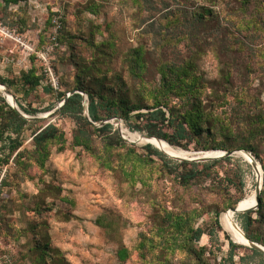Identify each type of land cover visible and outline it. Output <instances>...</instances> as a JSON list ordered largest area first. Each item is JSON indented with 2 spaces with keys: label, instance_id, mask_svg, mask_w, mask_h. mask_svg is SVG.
<instances>
[{
  "label": "rangeland",
  "instance_id": "1",
  "mask_svg": "<svg viewBox=\"0 0 264 264\" xmlns=\"http://www.w3.org/2000/svg\"><path fill=\"white\" fill-rule=\"evenodd\" d=\"M202 4L213 8L217 19L207 22L192 37H187V31L183 36L179 24L171 27L187 9L194 10ZM51 16L54 22L49 23ZM60 30L70 34L72 43L54 41ZM108 42L116 44L118 54L106 59L100 50L109 52L102 46ZM139 47L149 52L146 81L151 85L160 80L159 63H179L191 57L205 80L222 83L221 71L231 74L233 85L229 91L220 86L216 88L215 98L210 92L201 98L206 107L223 118L224 126H229L230 121L233 134L227 141L230 146L244 142L255 148L254 154L259 159L246 152L262 168L264 190V0H29L11 7L0 0V78L15 82L33 68L38 74L46 75L43 86L29 97H25L20 87L15 86L11 91L5 88L13 96L15 93L24 107L39 110L33 117L37 119L31 120L38 122L36 128L56 124L68 141L61 153L53 148L44 168L33 165L24 171L14 162L0 166V169L8 166L0 187L1 263L145 264L136 251L137 246L142 235L156 236L165 212L195 213L193 226L215 228L217 237L212 240L204 235L198 243L207 248L210 264H231L230 241L248 247L235 242L224 224L225 214L232 210L229 207L256 193L258 185L260 175L239 154L242 151H233L235 154L229 162H192L199 164V169L207 164V174L184 188L159 157L151 158L154 164L135 168L137 173L131 178L121 171L102 167L83 149L73 147L76 123L55 110L62 104L57 94L75 84L79 72L75 64L96 62L98 70L93 72L94 77H105L109 84L120 78L131 89H138V83L128 76L125 58ZM46 49L51 50L47 59L53 76L46 72V63L38 57ZM48 84L53 86L54 93H45L44 86ZM226 95L228 101L224 102ZM0 97L6 98L1 89ZM54 104L56 109L46 111ZM116 121L131 131L120 118L94 125L99 128L102 124H112L118 132L123 131ZM260 124L262 129L255 134L245 131L246 126ZM223 132L217 133L219 141L224 139ZM23 141L22 151L34 150L32 131L25 132ZM126 143V148L113 152L114 166L130 150L148 155L145 147L149 144L130 140ZM196 146L193 142L187 151L196 154L195 157L203 153L195 151ZM96 147L102 149L101 140H96ZM167 157L173 160L171 167L184 162ZM241 214L237 213L234 220L242 229ZM217 218L219 226H216ZM98 220L102 225H98ZM40 244L49 246L45 262L40 258ZM124 248L131 252L127 262H121L118 257ZM235 253L236 263L249 254L243 248ZM187 257L181 251H157L155 256H149V261L189 264Z\"/></svg>",
  "mask_w": 264,
  "mask_h": 264
},
{
  "label": "trees",
  "instance_id": "2",
  "mask_svg": "<svg viewBox=\"0 0 264 264\" xmlns=\"http://www.w3.org/2000/svg\"><path fill=\"white\" fill-rule=\"evenodd\" d=\"M28 1L2 0L6 7L17 6ZM217 16L218 14L213 8L202 4L194 10L187 9L180 18L175 19L171 27L179 24L183 29V36L185 35L184 31H187V37H192L201 27H206L207 22L217 19ZM52 21L54 22L53 16L50 17L49 23ZM70 39H73L70 34L61 31L56 40L59 43L64 41L69 44L72 43L69 42ZM102 46L109 49V52L100 50L101 55L106 59L118 54L114 42H108ZM148 55L149 52L144 47H139L125 58L128 76L133 83H138V89H131L128 87V83L120 78L109 84L105 77H94L93 72L98 70L96 62L89 65L82 62L75 64L79 69L75 76V84L73 87H69L66 92L57 94L58 102L66 101V103L63 108L56 112L76 123L72 142L74 148L83 149L102 167L121 171L131 178H134L137 173L135 168L138 170L151 163L154 164L155 161L151 158L159 157L164 162L168 172L176 175L179 185L184 188L191 187L207 174V164H203V169H199L197 168L199 164L184 161L176 167H171L170 164L173 163V160L152 145H147L145 147L147 156L130 150L121 158L120 163L114 166L113 152L117 149L126 148L127 143L112 124H105L99 128L94 124L111 118H120L128 124L131 131L146 133L153 138L167 142L172 147L181 148L185 151H189L191 144L196 142L195 151L200 152L248 151L255 153V148L250 143L243 142L237 146H230L227 142L233 138L230 121L229 126H227L228 124L224 126L223 118L216 115L214 110L209 109V106L206 107L201 98L207 92H210V95L215 98L218 93L216 88L220 86L229 91L233 85L230 73L221 71L222 83L216 80H205L202 75L198 74L194 57H191L179 63L170 61L159 63L160 80L155 85H151L146 81L149 65ZM45 76L38 74V71L33 68L30 72H24L15 82L0 78V84L10 91L15 86L20 87L23 89L25 97H29L43 86ZM44 91L46 94H52L54 88L48 84L44 86ZM74 92L79 93L68 98V95ZM85 95L89 100V115L94 124L85 117ZM14 97L25 115L35 117L39 114V110L32 106L24 107L15 93ZM227 99L226 95L223 101L227 102ZM56 107L54 104L46 111H52ZM102 113H105L106 116H102ZM132 120L135 122L132 123ZM37 123V121H30L22 117L8 104L6 98L0 97V166L14 162L19 169L24 171L33 165L44 168L52 156L53 148L56 147L59 153L65 151L68 142L65 132L52 123L36 128ZM251 126H246L245 130L250 135L259 132L263 124ZM29 130L32 131L34 150L22 151L24 146L23 135ZM219 131L225 133L222 141L217 139ZM97 139L103 143L102 149L96 147ZM126 140L129 142L128 139ZM2 152L4 156L1 154ZM254 156L259 159L255 154ZM225 161H231V157L223 158L220 161L216 160L214 164ZM259 198L258 210L241 214L240 218L242 219V229L247 238L264 246V190ZM241 200L243 199L241 198L232 204L229 210L236 209ZM194 215L195 213L189 215L187 213L165 212L163 223L156 236L147 238L142 235V241L136 249L140 259L145 264H152V261H149V256H155L157 251H181L188 256L189 264H210L207 248L198 246V243L204 235H208L213 240L218 234L215 228L205 229L193 226ZM97 223L102 225L100 220ZM219 225L220 222L217 218L216 226ZM39 248L41 251L40 258L45 262L44 257L49 256V246L40 244ZM238 248L246 249L249 254L240 257L239 263H236L237 254L235 250ZM230 249L228 260L231 264H261L264 262V254L257 250L239 247L232 241H230ZM56 254L59 255V253ZM118 257L121 262H127L131 257V252L124 248L119 251ZM157 260L161 264L166 262L161 259ZM257 261L261 263H257Z\"/></svg>",
  "mask_w": 264,
  "mask_h": 264
},
{
  "label": "bare ground",
  "instance_id": "3",
  "mask_svg": "<svg viewBox=\"0 0 264 264\" xmlns=\"http://www.w3.org/2000/svg\"><path fill=\"white\" fill-rule=\"evenodd\" d=\"M0 89H1V91L4 92V87H2L1 85H0ZM4 94H5V92H4ZM6 98H8V97L6 96ZM8 99H10V98H8ZM10 102H11V99H10ZM116 126L118 128H121L124 131V134L122 132L123 136L126 139L130 140L131 142H133L135 144L152 145L155 148H157L158 150L168 154L170 157H172L174 159H192L196 156V154L194 155V154L189 153V152L184 151V150H177V149L173 148L170 144H168L167 142H164L162 140H159L156 138H146V137H142L138 133H132L131 131H129L128 129L125 128V126L123 125L122 122L116 121ZM222 153L223 152H221V151L203 152V153L199 154V156L200 157H215V156L220 155ZM239 154L245 159V161L247 163H249L250 165H252L254 167L257 166L256 161L252 157L246 155V152L242 151ZM258 170H259V171H257L258 173L259 172L262 173V170L260 169V167H258ZM260 177H261V175L259 176V178ZM255 203H256V193H253L252 195L247 196L244 200H242V202L239 203L238 206L241 209H246V208L254 206ZM236 214L237 213H234L232 211L225 214L224 224H225L226 231H228L232 235L235 242H237L240 245L248 246V243L245 239V235H244L243 230L235 223L234 217Z\"/></svg>",
  "mask_w": 264,
  "mask_h": 264
},
{
  "label": "water",
  "instance_id": "4",
  "mask_svg": "<svg viewBox=\"0 0 264 264\" xmlns=\"http://www.w3.org/2000/svg\"><path fill=\"white\" fill-rule=\"evenodd\" d=\"M1 85V84H0ZM4 87V86H2ZM4 92H5V97L7 96L8 98L11 99V102H10V99L6 98L8 104L13 108L15 109L22 117H24L25 119H28V120H36L37 118H33V117H29L27 115H25L19 108L18 106V103H17V100L15 99V97L12 95V93H10L5 87H4ZM76 93H79V92H74L72 94H69L68 95V98L73 95V94H76ZM83 95V94H82ZM84 96V95H83ZM66 101H64L56 110L55 112H57L59 109L63 108V106L65 105ZM84 107H85V117L89 120V122L93 123L91 118H90V115H89V100H88V97H85V100H84ZM94 124V123H93ZM103 126V124H102ZM120 134L122 135V132L121 130H119ZM142 137H146V138H153L149 135H141ZM123 139H125L123 137ZM157 139V138H156ZM126 140V139H125ZM160 140V139H159ZM127 141V140H126ZM246 152V151H244ZM240 153V152H239ZM166 154V153H165ZM235 154V152H223L222 154L220 155H217L215 157H194L192 159H176V160H179V161H189V162H208V161H212V160H220V159H223V158H229V157H233ZM167 155V154H166ZM246 155L252 157L254 160L255 158L248 152H246ZM169 156V155H167ZM170 157V156H169ZM172 158V157H170ZM174 159V158H173ZM256 161V160H255ZM256 169L257 171L258 170V167L256 166ZM260 169L262 170V168L260 167ZM259 174L261 175V173L259 172ZM261 192H262V184H261V177L258 179V185L256 186V203L254 204V206L252 207H249V208H246V209H241L239 206H237L236 209H232L231 211L234 212V213H248V212H251V211H256L258 210V206H259V202H260V195H261ZM244 232V231H243ZM245 235V233H244ZM245 239L248 243V247H250L251 249H254V250H257L259 251L260 253H263L264 254V246L260 245V244H257V243H254L252 241H250L247 236L245 235Z\"/></svg>",
  "mask_w": 264,
  "mask_h": 264
},
{
  "label": "built area",
  "instance_id": "5",
  "mask_svg": "<svg viewBox=\"0 0 264 264\" xmlns=\"http://www.w3.org/2000/svg\"><path fill=\"white\" fill-rule=\"evenodd\" d=\"M56 27H57V29L60 28L59 26H56ZM54 41H57L56 38H54ZM56 45H58V44L56 43ZM50 51H51L50 49H46L45 52H41L40 54H38V57L46 63L47 68H48V69H46V72L53 76L52 70L50 68V65H49V62L47 59V55L49 54ZM53 80H54V83L56 84L55 78ZM7 171H8V166H4L0 169V187H1L5 177L7 175ZM0 264H3V263H1V261H0Z\"/></svg>",
  "mask_w": 264,
  "mask_h": 264
}]
</instances>
